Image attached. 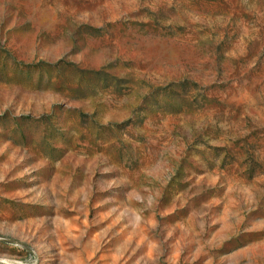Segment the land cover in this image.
Instances as JSON below:
<instances>
[{
  "label": "rangeland",
  "instance_id": "1",
  "mask_svg": "<svg viewBox=\"0 0 264 264\" xmlns=\"http://www.w3.org/2000/svg\"><path fill=\"white\" fill-rule=\"evenodd\" d=\"M0 264H264V0H0Z\"/></svg>",
  "mask_w": 264,
  "mask_h": 264
}]
</instances>
